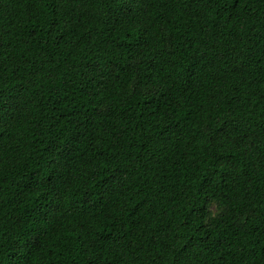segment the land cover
<instances>
[{
	"label": "trees",
	"instance_id": "1",
	"mask_svg": "<svg viewBox=\"0 0 264 264\" xmlns=\"http://www.w3.org/2000/svg\"><path fill=\"white\" fill-rule=\"evenodd\" d=\"M0 264H264V0H0Z\"/></svg>",
	"mask_w": 264,
	"mask_h": 264
},
{
	"label": "snow or ice",
	"instance_id": "2",
	"mask_svg": "<svg viewBox=\"0 0 264 264\" xmlns=\"http://www.w3.org/2000/svg\"><path fill=\"white\" fill-rule=\"evenodd\" d=\"M22 247H25L26 245L23 244V242H20Z\"/></svg>",
	"mask_w": 264,
	"mask_h": 264
}]
</instances>
